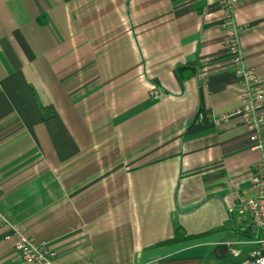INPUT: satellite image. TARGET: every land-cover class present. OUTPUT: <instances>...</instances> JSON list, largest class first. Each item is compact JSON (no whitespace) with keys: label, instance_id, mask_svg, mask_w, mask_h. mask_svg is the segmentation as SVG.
I'll return each instance as SVG.
<instances>
[{"label":"crops","instance_id":"crops-1","mask_svg":"<svg viewBox=\"0 0 264 264\" xmlns=\"http://www.w3.org/2000/svg\"><path fill=\"white\" fill-rule=\"evenodd\" d=\"M222 17L221 0H0L7 223L56 264H247L224 181L247 189L262 154L238 118L213 123L244 90ZM233 18L264 95V0ZM8 229L0 264H24Z\"/></svg>","mask_w":264,"mask_h":264},{"label":"built area","instance_id":"built-area-1","mask_svg":"<svg viewBox=\"0 0 264 264\" xmlns=\"http://www.w3.org/2000/svg\"><path fill=\"white\" fill-rule=\"evenodd\" d=\"M244 0H221L223 13L222 27L227 29V37L223 42V50L234 75L244 85L240 93V106L228 114L214 118L215 125L228 124L238 118L248 133L250 149L262 154V159L251 169V177L247 189H242L237 181L226 179L224 186L236 194V205L233 212L246 218L251 239L229 242L230 244H251L247 264H264V95L259 79L253 68L246 66L234 23V9ZM153 100L159 97L156 87L149 91ZM0 224L7 226L5 239L15 238L14 249L24 264H56V250L48 240H33L21 230L7 223L0 214ZM238 254V251H232ZM65 264H92L90 261Z\"/></svg>","mask_w":264,"mask_h":264}]
</instances>
